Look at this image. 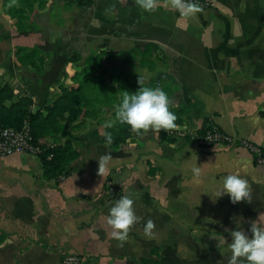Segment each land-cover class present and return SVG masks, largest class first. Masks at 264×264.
I'll use <instances>...</instances> for the list:
<instances>
[{"label":"crops","instance_id":"crops-1","mask_svg":"<svg viewBox=\"0 0 264 264\" xmlns=\"http://www.w3.org/2000/svg\"><path fill=\"white\" fill-rule=\"evenodd\" d=\"M1 1L0 84L30 96L34 111L51 104L61 87H78L92 75L113 86L114 94L103 88L91 96L88 114L65 120L67 135L57 141L71 140L80 157L62 182L43 178L35 154L0 158V232L7 235L0 260L62 264V256L76 255L80 264H227L230 231L264 221V161L255 164L238 143L204 148L197 138L211 125L264 150V0H199L207 7L191 18L172 10L168 0H158L152 12L135 0H92L82 9L54 0L50 28L34 21L36 2L27 16L38 29L30 31L13 25ZM18 47L51 52L41 55L47 62L41 74L18 61ZM75 50L80 59L68 63ZM92 52L101 65L85 75ZM156 76L170 105L187 109L174 141H160L149 129L115 150L89 146L84 125L87 133H103L106 121L117 122L122 88ZM108 153L109 171L100 175L98 158ZM196 163L200 177L191 171ZM232 173L248 180L251 202L215 199V188ZM129 194L140 219L120 242L106 218L114 202ZM148 220L155 224L152 238L143 231Z\"/></svg>","mask_w":264,"mask_h":264},{"label":"trees","instance_id":"trees-1","mask_svg":"<svg viewBox=\"0 0 264 264\" xmlns=\"http://www.w3.org/2000/svg\"><path fill=\"white\" fill-rule=\"evenodd\" d=\"M44 0H2L4 12L10 16L13 25L19 31H30L38 29V24L30 21L27 16L28 12L33 11L34 5L38 2L43 3ZM65 9L76 7L78 9L91 7L92 0H62ZM100 48V47H99ZM148 47H145L140 60L146 62L145 54L148 52ZM18 61L24 66H30L35 69L36 74L43 72L44 65H46L44 58L41 55H52L42 48H16L14 52ZM81 57L78 51H73L67 56V62L77 61ZM89 66L84 69L85 75L88 72L101 65L100 57L92 52L87 56ZM141 66V65H140ZM133 81H140L139 76L135 72H129ZM139 79V80H138ZM161 78L159 76L151 78L147 83L136 85H129L123 90L131 92V89L137 91L140 87H160ZM105 88L108 94H114L113 86L100 83L95 76L81 81L78 87L66 88L61 87L59 95L54 99L51 104H46L42 109L33 110V100L30 96H21L15 88L9 84H0V129L2 128H15L19 129L24 122H27L32 136L31 143L33 146L38 147L39 152L37 156L42 165V176L46 180L59 181L60 177L66 178L71 173L70 164L80 157V152L73 145L71 140H64L63 142L57 141L58 138H64L67 135V125L65 120L68 118H78L82 114H88L89 111L85 110L92 102L91 96L97 97L99 91ZM90 98V99H89ZM112 102V101H110ZM177 116L175 121L176 126L182 125L185 122L184 116L187 109L183 106L172 107ZM115 115V112H114ZM211 125L198 132L199 136L205 134L208 130L212 129ZM215 128V127H214ZM105 131L110 132L113 136V142L107 144L104 139ZM174 129L158 131V138L160 141L171 143L174 141L172 133ZM133 131L127 124L116 122L112 128L105 129L102 134L95 133L87 136L86 141L89 146L97 144H107L111 149L115 150L121 145L125 144L133 134ZM142 133V131L140 132ZM254 163L258 164L256 158ZM7 238V235L0 232V245H2ZM79 257V256H78ZM66 256H62L61 263L63 264ZM80 258V257H79Z\"/></svg>","mask_w":264,"mask_h":264},{"label":"clouds","instance_id":"clouds-1","mask_svg":"<svg viewBox=\"0 0 264 264\" xmlns=\"http://www.w3.org/2000/svg\"><path fill=\"white\" fill-rule=\"evenodd\" d=\"M135 2L145 12L155 11L158 7V0H135ZM168 4L183 18L194 17L202 11L194 0H168ZM170 103L169 95L160 87L144 86L134 93L124 91L120 103L115 106V118L137 133L149 129L168 131L176 127L177 120L175 113L170 111ZM103 127L110 129L113 127V122L106 121ZM104 139L107 144L113 142L110 132L105 131ZM111 160L110 153L98 158L100 175L109 171ZM191 171L196 177H200L201 169L197 163L192 166ZM214 191L215 199L227 195L233 204L242 200L251 202L249 182L238 173L224 176ZM133 205L134 199L129 194L121 196L110 207L106 223L111 229L110 235L113 239L126 241L130 229L139 221L140 218L135 214ZM154 228V222L148 220L143 229L145 237L152 238ZM230 236L231 241L228 244L230 256L227 264H264V221H251L247 231L240 227L239 223L236 230L230 231Z\"/></svg>","mask_w":264,"mask_h":264},{"label":"built area","instance_id":"built-area-1","mask_svg":"<svg viewBox=\"0 0 264 264\" xmlns=\"http://www.w3.org/2000/svg\"><path fill=\"white\" fill-rule=\"evenodd\" d=\"M200 8H206L207 4L194 0ZM198 142L204 148H210L215 143L222 142L228 145L240 144L246 147L252 156L256 158L258 164L264 161V150L250 142L244 140H236L234 137L228 136L216 128L208 130L202 136H198ZM32 136L30 134V128L27 122H24L21 128H2L0 129V158L8 156L13 153H27L37 155L39 152L38 147H35L31 143ZM64 177H60L59 181H63ZM81 259L76 255H68L64 259L63 264H80Z\"/></svg>","mask_w":264,"mask_h":264},{"label":"rangeland","instance_id":"rangeland-1","mask_svg":"<svg viewBox=\"0 0 264 264\" xmlns=\"http://www.w3.org/2000/svg\"><path fill=\"white\" fill-rule=\"evenodd\" d=\"M53 2H54V0H46V1L44 0L43 3H40L39 5H37L36 15L34 16L36 19H34V21H37L40 24L43 23V24H45V26H49V28L52 27V25L50 24V21H49V13L50 12H56L55 9H53V4H54ZM32 10H34V8ZM39 11H41V12H39ZM31 13H32V11L28 12L29 15ZM12 56L10 55L8 59H11ZM45 64H47V63H45ZM100 73H101V71H100ZM124 86H125V83H124ZM127 86H128V84H126V86L124 88H126ZM124 91H127V90H124ZM131 91H132L131 93L136 92L135 89H131ZM110 112H111V110H110ZM88 127L89 126H87V124L84 125V129H85L84 134L86 135V137L93 135L95 133H98L95 131L87 133ZM89 129H90V127H89ZM99 134H102V133H99ZM0 264H9V262L0 260Z\"/></svg>","mask_w":264,"mask_h":264}]
</instances>
